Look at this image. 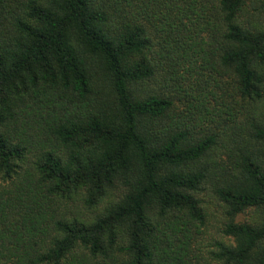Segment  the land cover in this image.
<instances>
[{"label":"trees","instance_id":"obj_1","mask_svg":"<svg viewBox=\"0 0 264 264\" xmlns=\"http://www.w3.org/2000/svg\"><path fill=\"white\" fill-rule=\"evenodd\" d=\"M0 264H264V0H0Z\"/></svg>","mask_w":264,"mask_h":264},{"label":"rangeland","instance_id":"obj_2","mask_svg":"<svg viewBox=\"0 0 264 264\" xmlns=\"http://www.w3.org/2000/svg\"><path fill=\"white\" fill-rule=\"evenodd\" d=\"M121 189H117L114 191V195H119ZM199 198L202 201V206L204 207L207 215H208V225H209V231L206 235V238L203 240L202 248L204 249V246L207 248H211L212 242L216 239H224L227 243H232L231 238H224L220 230L222 228V225L225 221V214H224V208L220 204V202L215 199L212 195H210L207 191H202L199 194ZM256 212L252 209H249L245 211L244 213H241L237 220L240 222H254L256 219Z\"/></svg>","mask_w":264,"mask_h":264}]
</instances>
